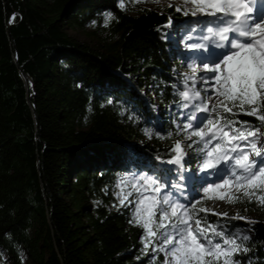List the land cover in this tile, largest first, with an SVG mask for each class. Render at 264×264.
I'll list each match as a JSON object with an SVG mask.
<instances>
[{
	"label": "trees",
	"instance_id": "obj_1",
	"mask_svg": "<svg viewBox=\"0 0 264 264\" xmlns=\"http://www.w3.org/2000/svg\"><path fill=\"white\" fill-rule=\"evenodd\" d=\"M175 9L132 14L117 0H0V264H26L23 254L30 264H162L163 253L142 251L141 228L113 188L132 170L164 188L172 176L166 161L185 132L179 92L193 62L167 36L170 15H181ZM105 15L112 40L101 47L65 30L101 25ZM191 149L183 163L199 176L200 153ZM231 217L206 219L248 229V251L235 258L264 264V222Z\"/></svg>",
	"mask_w": 264,
	"mask_h": 264
},
{
	"label": "snow or ice",
	"instance_id": "obj_2",
	"mask_svg": "<svg viewBox=\"0 0 264 264\" xmlns=\"http://www.w3.org/2000/svg\"><path fill=\"white\" fill-rule=\"evenodd\" d=\"M120 7L123 9L125 5L121 3ZM261 7L264 0H183L182 6L175 10L210 18L198 22L206 28L205 43L191 47L207 50L211 43L213 48L222 49L214 59L202 63V70L210 75L197 76L198 67L189 65L191 75L185 77L184 90L179 92L181 100L187 102L182 105L184 108L199 101L194 104L195 111L188 116L183 130L185 139L196 138L187 147L200 145L196 151L204 157L201 171L210 174L205 178L203 192L207 196L209 192L227 189L223 195L207 198L229 203L247 199L264 207V143H261L264 132L260 130L264 127V11ZM196 113L204 115L198 117ZM239 115L254 117L258 124L235 119ZM171 151L175 155L166 163L183 167L187 155L184 145L177 141ZM212 176L216 179L212 180ZM121 185H130L131 190L125 192ZM118 187L121 188L119 206H133L129 223L143 229L141 242L145 254L149 248L155 254L163 253L162 264H242L235 257L248 251L243 241L251 237L242 235L238 228L230 232L225 225L206 219L209 213L222 218L227 213L198 208L200 200L185 205L167 194L161 197L162 185L151 178L141 177L131 182L123 178ZM231 219L254 223L239 214Z\"/></svg>",
	"mask_w": 264,
	"mask_h": 264
},
{
	"label": "rangeland",
	"instance_id": "obj_3",
	"mask_svg": "<svg viewBox=\"0 0 264 264\" xmlns=\"http://www.w3.org/2000/svg\"><path fill=\"white\" fill-rule=\"evenodd\" d=\"M118 5L120 6L121 3L125 5L123 8L124 11L128 13H137L139 11V8L141 7H149L154 8L159 11H163L169 4L175 5L176 7L182 6L183 0H117ZM190 7V6H189ZM108 17L109 15H105L104 21L101 23V25H97L95 21L91 22L90 24H87L84 28H71L69 26H65V30L74 38L89 43L90 45L101 47L103 43L112 40L109 38V33L107 30V24H108ZM210 18L202 17V16H192V15H184L183 11H181L180 16H174L173 14L170 15V21L171 25L166 27L167 30V36H169V39L172 41V43L177 47V49L180 51V56L184 60L185 64H188L189 61L192 60L193 62H190L191 64H195L198 67L197 76L202 75H210V73H205L202 70V63L210 61L215 58V54L219 51V48H213L211 43H208L207 50L204 48H194L191 47L192 45H199L204 44L205 41L203 37L206 35V28L201 24L198 23L203 20H207ZM171 33V34H170ZM180 36H183L180 38ZM181 42V43H180ZM181 49H184L186 53H189L188 56H185L183 51ZM183 73L186 76L191 75V69H184ZM201 84L197 83V88H200ZM203 95V93H202ZM187 103L185 101L182 102V104ZM199 103V101H194L193 104H189L187 108H184L182 106V109L179 111V116L181 120L178 122V125L183 126L184 123L188 121V116L192 114L195 111L194 104ZM196 115L202 116L204 113H196ZM261 132H264V129H260ZM186 133L184 132L183 139L180 141L184 145V150L187 153V155L184 157V161L186 162L190 156V153L194 150L191 148H188L187 145L192 144L193 141L196 139L193 137V140H187L185 139ZM261 143H264V137L261 138ZM196 146V149L200 147V145H194ZM203 154H199V161L197 165V173L200 176V180H197L195 185L197 184L198 187L194 188L193 191L198 196L190 198V190L188 188L187 181L191 180L193 176L199 177L196 174L195 170H190V168H185V165L183 163V167L180 165L172 164V176L171 178L167 179L163 177V180H166L168 182V187L164 188L162 187V191L160 193V196L163 197L165 194L169 195L170 198L174 201H177L179 203H183L185 205H190L195 200H200L201 202L197 205V207H205L212 209L216 213H227V216H236L239 214L241 217H246L249 221H263L264 222V207L260 206L259 204L255 202H248L247 199L242 200L241 202H233L229 203L226 200H220V199H209L207 197H218L220 195H223L227 189H218L214 192H209L207 196L203 192V187L206 186V177H209V172L201 171V164L203 161ZM231 163V162H230ZM187 165V164H186ZM221 168L224 167L223 164L220 165ZM141 177L145 178H151L157 180V182L161 185L160 179H156L151 175L145 174L143 172H140L138 170H132L130 174L120 176L113 188V194L119 204V193L121 188L118 187L120 185L123 178H127L130 182L134 180H139ZM212 180H215L216 177L212 176ZM165 181V182H166ZM164 182V183H165ZM124 188V191L127 192L131 190L130 185H121ZM235 191L234 189L232 190ZM131 199H136L135 193ZM130 212H131V218H132V211L133 206H128ZM240 229L241 234H247L251 235L250 231L245 228H238ZM232 231H235L232 230ZM230 231V232H232ZM142 233L143 229L141 228V233L139 237V243L142 244ZM240 242V241H238ZM245 242V241H243ZM244 244V243H243ZM143 246V244H142ZM245 246V245H244ZM144 252V250L142 249ZM145 253V252H144ZM147 254H152L151 248H149V251ZM23 260L26 264H30V261L28 260L27 256L23 254Z\"/></svg>",
	"mask_w": 264,
	"mask_h": 264
},
{
	"label": "water",
	"instance_id": "obj_4",
	"mask_svg": "<svg viewBox=\"0 0 264 264\" xmlns=\"http://www.w3.org/2000/svg\"><path fill=\"white\" fill-rule=\"evenodd\" d=\"M20 76L24 82L25 89H26V101H27L28 105L31 107V104H30V87L28 85L29 79L24 72H20Z\"/></svg>",
	"mask_w": 264,
	"mask_h": 264
},
{
	"label": "bare ground",
	"instance_id": "obj_5",
	"mask_svg": "<svg viewBox=\"0 0 264 264\" xmlns=\"http://www.w3.org/2000/svg\"><path fill=\"white\" fill-rule=\"evenodd\" d=\"M261 11H264V7H261ZM222 49H219V51H221Z\"/></svg>",
	"mask_w": 264,
	"mask_h": 264
}]
</instances>
